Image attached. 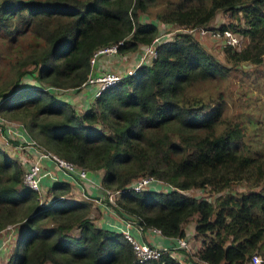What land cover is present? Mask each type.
I'll return each instance as SVG.
<instances>
[{
  "label": "trees",
  "instance_id": "1",
  "mask_svg": "<svg viewBox=\"0 0 264 264\" xmlns=\"http://www.w3.org/2000/svg\"><path fill=\"white\" fill-rule=\"evenodd\" d=\"M219 11L235 20L218 28L242 39L238 47L223 44L225 61L181 30L157 43L133 72L92 91L84 110L59 97L56 90L88 85L82 83L97 48L122 39L118 51H134L161 33L162 22L205 25ZM4 57L15 88L0 87V116L20 121L44 149L102 169V184L121 189L114 207L142 230L184 236L195 214L200 259L248 264L254 252L264 258V148L252 152L241 126L225 122L223 90L191 88L242 63L264 62V0H0V68ZM24 167L0 144V230L16 226L5 264H183L166 250L138 260L122 231L95 223L87 198L40 202L23 182ZM145 174L164 188L153 189L155 181L126 188ZM241 181L246 187L235 190ZM71 187L57 181L50 191ZM189 188L218 193L212 199Z\"/></svg>",
  "mask_w": 264,
  "mask_h": 264
},
{
  "label": "built area",
  "instance_id": "2",
  "mask_svg": "<svg viewBox=\"0 0 264 264\" xmlns=\"http://www.w3.org/2000/svg\"><path fill=\"white\" fill-rule=\"evenodd\" d=\"M211 22V21H210ZM210 22L205 25H194L188 27H180V30H185L191 33H198L199 35H209L210 37L214 38L215 40L220 39V44H231L235 47H238L242 43L241 36L231 30L228 27L223 29H219V25H210ZM173 34L170 35V37ZM167 36L166 33L162 32L153 38V40L145 45L141 46L140 57L136 60V62L132 65V67L128 68L125 72L131 73L134 71L137 65L141 62H146L155 54V45L164 39L170 38ZM122 42V39H119L117 42H113L109 45L101 46L97 48L90 59V70L87 74L86 80L82 83L87 84H94L96 89L94 90V95L99 94L100 90L104 87L115 83L118 81L122 76L123 72H117L114 70H110L107 67H99L98 71L95 72V66L97 67V60L103 54H115L118 50L119 43ZM94 69V70H93ZM5 119V118H3ZM15 123V122H14ZM18 123L22 127V123L18 121ZM2 125V123H0ZM6 131L12 132L11 127H7ZM0 132L6 138H9L7 133L4 131V127H0ZM19 135V134H16ZM23 138L22 141H18L17 145V154L19 158L25 163V167L23 170L22 179L23 182L28 185L29 187L33 188L36 192L38 197L44 196L46 194V187L41 183L40 177L44 175H48L50 177L54 176L51 170L43 169V161L44 158H49L54 160L55 166L57 169L65 171L66 173L70 174L71 176L85 178L87 177L86 168L82 167L72 160L66 159L65 157L51 152L50 150H46L41 147L37 141L32 139H26L23 136L19 135ZM9 141V140H6ZM30 146L34 147V152H31L29 149ZM13 147V148H14ZM56 171V170H55ZM150 181H155V184H163L164 182L153 176L152 174H145L138 176L137 178L133 179L129 184H127L126 188L133 187L135 189H140L141 187L146 186L149 184ZM120 188L117 189H110L105 188V195L99 197L105 204H108L113 210H116L115 206V195L120 191ZM63 196V195H62ZM61 196V197H62ZM60 197V196H59ZM40 199V197H39ZM41 202H46L42 201ZM118 211V210H117ZM119 212V211H118ZM125 222L124 226H122L120 231L124 233L126 238L131 242L133 251L136 255V258L140 261L150 259V258H157L159 257L164 250L169 251L173 255V248L170 246H161L158 244L150 243L145 240H140L137 236L129 230V225L136 222L139 229L142 230L141 225L138 221L134 218H128V216L123 215ZM12 224H8L7 227H11ZM120 225V224H119ZM159 231L158 228H154ZM160 232V231H159ZM11 234V233H10ZM8 234V235H10ZM176 242L174 243L175 247L182 249L183 251H188L190 248V241L185 236H175ZM264 260L263 256L260 253L254 252L248 264H261Z\"/></svg>",
  "mask_w": 264,
  "mask_h": 264
},
{
  "label": "rangeland",
  "instance_id": "3",
  "mask_svg": "<svg viewBox=\"0 0 264 264\" xmlns=\"http://www.w3.org/2000/svg\"><path fill=\"white\" fill-rule=\"evenodd\" d=\"M233 19L235 20V17L232 18L230 15H228L227 11H219L210 22V25H219L221 23L226 24ZM161 30H162L161 31L162 34L166 33L167 36L170 37L171 34H174L178 30H180V27H177L175 25L167 26L166 23L162 22ZM194 35L199 39L202 45H204L205 48H207V50L213 52L214 55L217 58H219L221 61H225L224 51L222 50L223 44L222 43L220 44L221 42L220 39L215 40L209 35H199L198 33H194ZM6 53L7 56L11 52L6 51ZM124 55L126 56V58L123 59L125 61L133 56V54L131 53ZM5 58L6 57L1 59L2 67L0 68V87L2 88V90H7L8 87L9 89L10 88L12 89L14 87L13 83L15 82V80L13 81V77H11L13 76L11 67L9 64L6 63ZM134 62L135 61H132V63ZM242 65L244 66L237 65L232 67L229 74L223 77L222 79L214 78L211 80L209 79L200 80V82H196L195 85H193L191 88L195 93H197V91L202 92L205 89V87H207V90L210 89L215 91L220 89L223 90V92L225 93V97L227 98V105L225 109L229 114L226 115V118L228 120L225 122L229 121V123H238L242 128L244 139L246 140L247 138L250 139L249 141H251V146L253 149L252 152H257L264 148V62L261 63L252 62L248 64L242 63ZM130 67H132V64ZM110 70L117 71L115 69H110ZM21 82H25V80L22 79ZM18 86H24V85H18ZM84 89L85 86H81L78 90H75V92H73L74 102L71 105H73L76 109L81 107V102H82L81 98L82 95L84 96V91H85ZM56 91L58 92L59 97L60 95L64 96V94H62L60 91L58 90ZM92 100H93V95L91 96L90 103L92 102ZM81 109L84 110V108ZM6 121H13L18 127H21V125L18 123L17 120H6ZM222 125H225V123ZM2 126L3 125H0V127ZM6 140L9 141L6 142ZM14 141L15 140L12 137H10L4 140H0V144L3 146L5 145L6 147H9L8 145L14 147L13 146ZM9 151L12 152V149L9 148ZM151 187L153 189L164 188V186H162L161 184H155V183L152 184ZM232 187L238 191L244 189L246 187V184L245 181H241L233 184ZM186 192L190 194H203L209 198L211 197L212 199L218 193V192L213 193L206 188L203 189L189 188L188 190H186ZM51 193L52 191L49 190L47 191V194L39 197L42 201H47L51 198ZM77 194L78 193L73 188V190L70 189L67 192L55 194V195L56 196L64 195L63 197H65L67 195H77ZM92 208H93L92 216H94L95 220L97 221L96 217H99L101 215V210L98 207L97 209H94V207L92 206ZM195 219H196V215L194 214L190 219H188L185 222V226H193L194 221H196ZM3 264H5V261Z\"/></svg>",
  "mask_w": 264,
  "mask_h": 264
},
{
  "label": "crops",
  "instance_id": "4",
  "mask_svg": "<svg viewBox=\"0 0 264 264\" xmlns=\"http://www.w3.org/2000/svg\"><path fill=\"white\" fill-rule=\"evenodd\" d=\"M140 52H141V46L140 48L134 51H128L127 53L103 54L97 60L96 62L97 67L95 66L94 71L97 72L98 66H99V67H104V68L107 67L108 69H115L120 72H125L128 68H130L131 64L133 65L136 62V60L140 57ZM130 53L133 54V56L127 59L126 61L123 60L124 58H126L124 54H130ZM132 61H135V62L132 63ZM93 87H94V84H88L87 86H85L84 96L82 95V98H81V101H82L81 107L77 108L78 110H80L81 108H86L88 106V103L91 100V96L94 94V93L92 94V91L96 89V87H94V89ZM73 92H75V90H70L65 93L61 92L64 94L62 98H65L71 104H73L74 102ZM89 97H90V100H89ZM6 120H14V119H3V117L0 116V123H2L5 133H7L8 137L11 135L16 138V140L13 142V146H16L18 144L17 143L18 141L23 140V138L20 137L19 135L29 140L33 138L29 135V133L23 127H18L13 121H6ZM8 126L12 128L13 130L12 132L6 131ZM16 134H19V135H16ZM4 139H7V138L4 135H2L0 132V140H4ZM8 146L9 147L5 146V149L9 153L11 154L17 153V147L13 148L10 145ZM9 148L12 149V152L9 151ZM29 148L31 152L35 151L33 146H30ZM42 165H43V169L51 170L54 175L52 177L48 175H44L40 177L41 183L46 187V194H47V191L50 190V187L52 186L53 183L57 181H64V180L68 181L72 185L71 190H73L74 188V190L78 194L77 195H67L65 197L69 199L78 200L82 198H87V196H89L90 197L89 200L92 201V206L94 207V209H97L98 207L101 210V215L99 217H96L97 221L94 218V220L96 221L95 222L96 224L102 225L104 227L116 229V230H121L120 228L122 226L125 227L124 225L125 219L123 215H126V214H124L123 212H118L117 209L113 210L108 204H105L102 201V199L99 198L104 195V189H103L104 185L101 182L102 169L92 170L89 177L79 178L75 176L73 177L70 174L66 173L65 171L57 169L55 166L54 160L52 159L44 158ZM55 197L57 196L54 193H51L50 199H53ZM92 209L93 208H91L90 215H92ZM128 218H131V217L128 216ZM15 228L16 226L14 227L11 226V227L5 228L4 230H0V264L4 263V261L8 257L7 254H9L10 250L12 249V246L14 243L13 234H14ZM185 228H186V234L184 236L187 237L190 241V248L188 249V251H183L182 249L174 246V243L176 242L175 236L163 235L161 232L157 231L154 228H146L144 230H141L138 228L136 222L129 225V230L132 233H134L137 236V238H139L140 240H145L150 243L158 244L161 246L172 247L173 255L178 257L182 261L183 264H211L208 261L204 259H200L198 257V249L201 245L202 238L201 236H198L195 234V221H194L193 226H185ZM7 229H8V234L12 232L9 239L4 234V232H6ZM45 264H51V263L46 262ZM217 264H223V263H217Z\"/></svg>",
  "mask_w": 264,
  "mask_h": 264
},
{
  "label": "clouds",
  "instance_id": "5",
  "mask_svg": "<svg viewBox=\"0 0 264 264\" xmlns=\"http://www.w3.org/2000/svg\"><path fill=\"white\" fill-rule=\"evenodd\" d=\"M116 53H121V52H119V51L117 50V51H116ZM147 61H148V60H147ZM0 101H1V100H0ZM22 127L25 129L24 125H22ZM87 169H89V168H86V170H87ZM90 170H91V169H90ZM91 172H92V170H91ZM87 177H89V176H87ZM129 183H130V182H129ZM129 183H128V184H129ZM105 188H107V187L103 186V189H104V195H105ZM110 189H117V188H110ZM119 192H120V191H119ZM119 192H118V193H119ZM118 193H117V194H118ZM117 194H116V195H117ZM116 195H115V196H116ZM61 196H62V195H61ZM63 196H64V195H63ZM57 197H59V196H57ZM87 199H90V197H89V196H87ZM136 221H137V220H136ZM8 224H12V223H8ZM8 224L6 225V227H5V228H7ZM139 224H140V223H139ZM11 226H13V227H14V226H15V224H12ZM5 228H3V229H1V230H4ZM12 230H13V228H12ZM11 233H12V232H11ZM4 234H5V236H7V237H8V239H9V238H10V236H11V234H10V235H8V229H7V231H6V232H4Z\"/></svg>",
  "mask_w": 264,
  "mask_h": 264
},
{
  "label": "water",
  "instance_id": "6",
  "mask_svg": "<svg viewBox=\"0 0 264 264\" xmlns=\"http://www.w3.org/2000/svg\"><path fill=\"white\" fill-rule=\"evenodd\" d=\"M86 174H87V176H90V174H91V170H90V169H87V170H86Z\"/></svg>",
  "mask_w": 264,
  "mask_h": 264
}]
</instances>
